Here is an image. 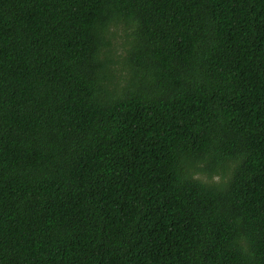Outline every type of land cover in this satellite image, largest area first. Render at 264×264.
Instances as JSON below:
<instances>
[{"label": "trees", "instance_id": "1", "mask_svg": "<svg viewBox=\"0 0 264 264\" xmlns=\"http://www.w3.org/2000/svg\"><path fill=\"white\" fill-rule=\"evenodd\" d=\"M0 264H264V0H0Z\"/></svg>", "mask_w": 264, "mask_h": 264}]
</instances>
